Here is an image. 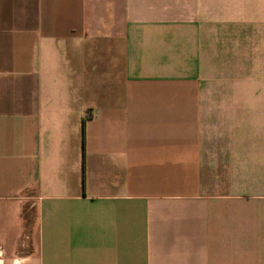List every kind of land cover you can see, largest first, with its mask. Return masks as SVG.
<instances>
[{
  "label": "crops",
  "instance_id": "1",
  "mask_svg": "<svg viewBox=\"0 0 264 264\" xmlns=\"http://www.w3.org/2000/svg\"><path fill=\"white\" fill-rule=\"evenodd\" d=\"M0 264H264V0H0Z\"/></svg>",
  "mask_w": 264,
  "mask_h": 264
}]
</instances>
